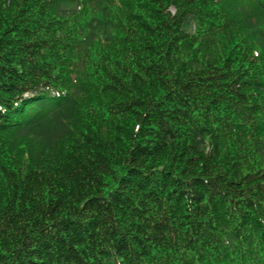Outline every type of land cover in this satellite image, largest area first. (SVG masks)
I'll list each match as a JSON object with an SVG mask.
<instances>
[{"label":"trees","instance_id":"16d2710c","mask_svg":"<svg viewBox=\"0 0 264 264\" xmlns=\"http://www.w3.org/2000/svg\"><path fill=\"white\" fill-rule=\"evenodd\" d=\"M0 264H264V0H0Z\"/></svg>","mask_w":264,"mask_h":264}]
</instances>
